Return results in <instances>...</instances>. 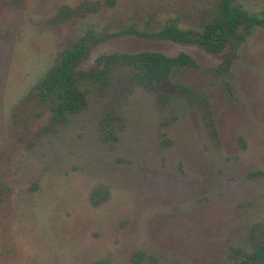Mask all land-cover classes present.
Returning <instances> with one entry per match:
<instances>
[{
  "label": "rangeland",
  "instance_id": "1",
  "mask_svg": "<svg viewBox=\"0 0 264 264\" xmlns=\"http://www.w3.org/2000/svg\"><path fill=\"white\" fill-rule=\"evenodd\" d=\"M220 0H0V264H237L264 228V0L235 50L196 36ZM85 39L187 53L156 89L116 69L63 119L36 85ZM207 110L209 112H207ZM257 229L254 230L253 227Z\"/></svg>",
  "mask_w": 264,
  "mask_h": 264
},
{
  "label": "trees",
  "instance_id": "2",
  "mask_svg": "<svg viewBox=\"0 0 264 264\" xmlns=\"http://www.w3.org/2000/svg\"><path fill=\"white\" fill-rule=\"evenodd\" d=\"M261 23L262 18L248 13L240 3L220 0L196 36L178 30L173 24L166 25L156 36L179 43H195L209 53L219 54L228 44L234 50L238 48L253 28ZM86 55L85 39H81L61 52L58 62L36 85L40 99L49 102L53 118L57 120L83 107L84 82L108 85L112 73L118 68L127 69L134 83L156 89L168 78L174 66H196L185 52L166 56L157 51H145L102 54L95 59V68L89 71L78 70L79 63ZM253 241L252 252L237 264H264V228L254 235Z\"/></svg>",
  "mask_w": 264,
  "mask_h": 264
}]
</instances>
